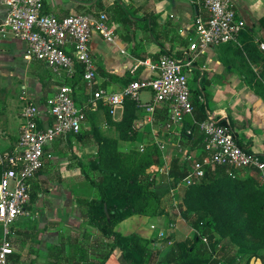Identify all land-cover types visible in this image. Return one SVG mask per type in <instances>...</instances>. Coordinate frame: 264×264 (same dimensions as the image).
Here are the masks:
<instances>
[{
	"label": "crops",
	"instance_id": "0c3cea01",
	"mask_svg": "<svg viewBox=\"0 0 264 264\" xmlns=\"http://www.w3.org/2000/svg\"><path fill=\"white\" fill-rule=\"evenodd\" d=\"M230 2L236 16L244 22V29L234 42L208 47L198 54L196 70L191 73L192 90L201 97L205 119H220L239 146L264 160V0ZM43 4L44 11L57 18L106 14L114 40L107 42L93 33L89 50L97 75L95 88L108 92L120 91L133 79L149 77V65L160 55H179L193 37L196 18L206 17L198 0H43ZM5 14L4 0H0V24ZM66 78L63 71L55 74L43 63L28 58L25 43L10 32L0 33V149L17 144L21 112L27 101L40 110L38 128L50 126L45 101L58 85L66 83ZM75 89V104L84 111L86 121L79 134L59 138L44 148L43 167L29 184L33 197L30 208L11 226L15 264H67L50 255L52 247L63 249L60 258H65L70 248L73 264L81 256L76 245L83 234L90 237L85 241L87 246H83L86 258L81 263L92 264L97 262L92 259L96 253L106 252V244L111 243L93 240L94 235L89 232L93 228L84 222L85 209L77 199L94 195L88 164L97 152L95 138L116 139L118 132L107 124V106L93 101L82 79ZM150 98L149 92L140 95L136 139L118 140V149L123 153L144 151L151 146L159 152V164L148 171L160 194L158 215H134L115 227L123 236L136 234L144 240L160 238V233L174 236L179 231L178 224L185 220L180 211L183 191L188 187L185 177L194 163L206 160L195 109L192 116L184 118L177 133L169 134L164 128L169 106H157L154 122L147 121L144 106ZM123 110L110 115L112 122L121 121ZM174 166L181 173L186 172L179 181L170 177ZM233 173L241 179L253 175L250 169ZM105 264L128 263L114 249Z\"/></svg>",
	"mask_w": 264,
	"mask_h": 264
},
{
	"label": "built area",
	"instance_id": "2783aa9c",
	"mask_svg": "<svg viewBox=\"0 0 264 264\" xmlns=\"http://www.w3.org/2000/svg\"><path fill=\"white\" fill-rule=\"evenodd\" d=\"M198 1L206 17L196 18L194 34L186 48L180 50L179 55H160L149 65V77L133 79L118 92L95 88L97 75L89 50L90 39L93 33H98L107 42L114 40L105 13L57 18L44 11L43 0H4L6 14L0 24V33L8 31L23 41L28 58L43 63L55 74L63 71L69 76L77 64L81 65L82 81L90 90L93 101L107 105L111 116L123 110L127 100L139 102L141 93H151L150 101L144 106L147 121L154 122L157 106H169L164 128L165 132L175 134L184 118L194 113L189 76L196 70L198 54L208 47L234 42L244 29V22L236 16L230 0ZM261 48L264 50V45ZM75 90V86L62 83L46 99L45 112L51 118V124L45 129L37 126L40 110L27 101L21 112L17 144L13 148L0 149V167L3 168L0 178V264H12L11 226L26 214L30 203L29 184L43 167L44 148L59 138L79 134L86 121L84 111L75 104ZM198 127L204 138L206 160L194 163L185 177L187 186L195 179L203 178L207 168L216 167L227 168L229 174L231 169L254 168L260 172L264 183V160L244 151L220 119L209 116Z\"/></svg>",
	"mask_w": 264,
	"mask_h": 264
},
{
	"label": "trees",
	"instance_id": "16d2710c",
	"mask_svg": "<svg viewBox=\"0 0 264 264\" xmlns=\"http://www.w3.org/2000/svg\"><path fill=\"white\" fill-rule=\"evenodd\" d=\"M82 75L83 68L77 64L75 71L67 76L66 83L74 87L82 79ZM191 94L197 119L202 122L205 117L201 112V97L192 89ZM104 108L107 124L118 132V138H102L95 135L97 152L88 164L94 178L89 179L87 176L94 188V195L90 199H77L85 209L82 218L86 224L99 233V240L111 242L106 244L105 253L95 255L99 262L92 264H105L114 249L120 251L123 261L128 264H148L146 245L150 242L136 234L123 236L115 231V227L134 215H158L160 194L155 191L154 178L148 171L159 164V152L153 146L144 151L135 149L128 153L120 152L118 149V140L133 142L136 139L138 102L133 100L125 102L120 122H112L109 107ZM250 170L253 175L241 179L234 176V169L230 170V174L225 167H216L214 171L207 169L203 178L183 191L181 214L185 220L194 216L198 218L191 226L201 229L199 235L212 245V249L214 233L227 236L246 247L252 246L251 249L264 248V183L257 169ZM2 172L3 168L0 167V178ZM185 175L186 172L181 173L179 167L175 166L170 172V177L177 181ZM31 200L33 197L30 195V203L26 210L30 208ZM202 220H207V223L204 225ZM200 236L195 235L193 240L182 241L178 246L179 255L173 257L174 259L170 258L176 251L170 250L164 262L208 264L212 255H206L205 249L200 250V246H195L200 242ZM89 237L83 234L82 241L77 242V250L81 256L78 260L75 259L74 264H85L81 263L86 258L83 246H87L85 241ZM97 246L104 244L97 243ZM62 252L63 249L58 247L49 250L52 257L72 264L74 258L71 257V249L69 248L65 258H60ZM10 261L15 264L14 255L10 257Z\"/></svg>",
	"mask_w": 264,
	"mask_h": 264
},
{
	"label": "rangeland",
	"instance_id": "374dc122",
	"mask_svg": "<svg viewBox=\"0 0 264 264\" xmlns=\"http://www.w3.org/2000/svg\"><path fill=\"white\" fill-rule=\"evenodd\" d=\"M193 77L194 76L190 74L189 86L191 89L193 85ZM214 170L215 169H212V171ZM91 175L94 178L92 173ZM31 194L32 193L30 190V195ZM197 220L198 218L196 216L193 218L190 217L186 220H181L178 224L179 231L174 236H168L164 234L160 238L155 236L154 238H151V240H148V242H150V244L146 245L148 246L146 250L149 257L148 264H159L160 262H164L165 259L168 258L167 254L170 250H176L173 255L170 256V258L174 259L173 257L179 255L178 246L182 241L186 239L193 240L195 235H198V237L200 236L199 234L201 229H195L191 226V224L197 222ZM202 221L204 222V225L207 223V220ZM84 222L87 223L86 221ZM89 232L94 235L93 240H99V233L95 231L94 228L93 231L89 230ZM213 237V249L211 247L212 245H210L206 239L204 241L201 236L199 240L200 242H197L195 245L200 246V250L205 249L207 252L206 255H212L208 264H264V248L251 249L252 246L246 247L245 245L234 242L229 237L222 236L218 233H214ZM103 253H105V251ZM91 257H93V255H91ZM92 259L99 262V258L97 259L95 256Z\"/></svg>",
	"mask_w": 264,
	"mask_h": 264
}]
</instances>
